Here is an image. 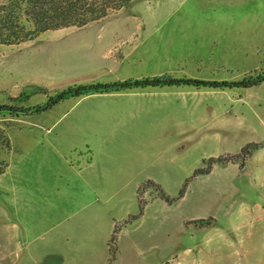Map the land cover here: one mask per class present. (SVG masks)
Returning a JSON list of instances; mask_svg holds the SVG:
<instances>
[{
	"label": "rangeland",
	"instance_id": "1",
	"mask_svg": "<svg viewBox=\"0 0 264 264\" xmlns=\"http://www.w3.org/2000/svg\"><path fill=\"white\" fill-rule=\"evenodd\" d=\"M63 29L0 44V264H264V82L15 114L256 78L264 0H132Z\"/></svg>",
	"mask_w": 264,
	"mask_h": 264
},
{
	"label": "trees",
	"instance_id": "2",
	"mask_svg": "<svg viewBox=\"0 0 264 264\" xmlns=\"http://www.w3.org/2000/svg\"><path fill=\"white\" fill-rule=\"evenodd\" d=\"M132 0H8L0 6V44L11 46L31 41L38 35L63 28H82L106 18L112 12L120 11L130 5ZM264 82V74L241 81H206L194 78H175L161 75L136 80H125L113 84H96L67 89L45 105L33 109H16L15 114L39 113L48 110L59 101L68 97L93 93H118L148 87L191 86L208 89L249 88ZM15 110L13 107L0 106V113ZM166 198L164 195H161ZM115 231L109 240L115 243ZM115 250L111 252L113 255Z\"/></svg>",
	"mask_w": 264,
	"mask_h": 264
},
{
	"label": "crops",
	"instance_id": "3",
	"mask_svg": "<svg viewBox=\"0 0 264 264\" xmlns=\"http://www.w3.org/2000/svg\"><path fill=\"white\" fill-rule=\"evenodd\" d=\"M66 29H69V28H66ZM64 30V29H63ZM172 87H175V86H172ZM179 87H182V86H179ZM114 221V220H113ZM113 221H112V224H113Z\"/></svg>",
	"mask_w": 264,
	"mask_h": 264
}]
</instances>
